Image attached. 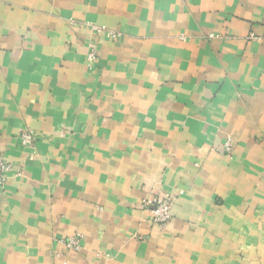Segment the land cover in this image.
I'll return each mask as SVG.
<instances>
[{"label": "crops", "instance_id": "obj_1", "mask_svg": "<svg viewBox=\"0 0 264 264\" xmlns=\"http://www.w3.org/2000/svg\"><path fill=\"white\" fill-rule=\"evenodd\" d=\"M263 33L264 0H0V264L263 260Z\"/></svg>", "mask_w": 264, "mask_h": 264}, {"label": "built area", "instance_id": "obj_2", "mask_svg": "<svg viewBox=\"0 0 264 264\" xmlns=\"http://www.w3.org/2000/svg\"><path fill=\"white\" fill-rule=\"evenodd\" d=\"M91 29L97 33H102L105 32L106 36L109 39H113L116 40L120 37V33L115 31V30H108L104 27H98V26H91ZM251 38H261L264 40V33L260 36H257L255 34H251L250 35ZM96 58V54L93 50H91L88 54V59L89 60H94ZM20 139L21 142L23 144H32V142L35 139V134L33 133L32 130H26L20 133ZM229 144H226V149H228ZM10 170V165L4 160L2 153L0 152V189L3 188L5 181H6V177H7V173ZM156 211V210H155ZM161 209H159L157 212H160ZM159 215V213H158ZM169 216V212L168 209H164L163 213L159 216L160 219H167ZM64 244L67 248H70L72 250H79L81 248V240L79 238V236H73L70 238H67L66 240H64Z\"/></svg>", "mask_w": 264, "mask_h": 264}, {"label": "rangeland", "instance_id": "obj_3", "mask_svg": "<svg viewBox=\"0 0 264 264\" xmlns=\"http://www.w3.org/2000/svg\"><path fill=\"white\" fill-rule=\"evenodd\" d=\"M229 144L228 149H226V144ZM225 146V150L229 151L231 149V143L229 140H227L224 144ZM178 193H171V192H162L160 190L156 191V192H151L150 195L147 197V199L143 200L141 203V209L144 212H150V219L149 222L152 224L151 226H156L158 227L161 231L165 230L167 228V225L169 224L172 215H171V211H172V206L174 203V200L177 198ZM159 209H161L160 212H157ZM164 209H168L169 212V216L167 219H160V215L163 213ZM156 210V211H155ZM159 213V215H158ZM73 236H79L80 240H81V235L80 234H74L72 236H68L66 238H63L62 240H60V243H62L64 246V240H66L67 238L73 237ZM81 249V248H80ZM79 249V250H80ZM68 250H72L70 248H68ZM79 250H73V251H79ZM258 264H264V258L263 260H259Z\"/></svg>", "mask_w": 264, "mask_h": 264}]
</instances>
